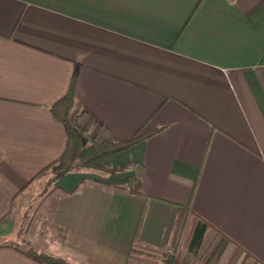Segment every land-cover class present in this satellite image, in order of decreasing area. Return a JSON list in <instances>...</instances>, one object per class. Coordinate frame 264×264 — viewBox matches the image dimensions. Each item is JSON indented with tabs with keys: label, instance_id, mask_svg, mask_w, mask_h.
I'll return each instance as SVG.
<instances>
[{
	"label": "crops",
	"instance_id": "obj_1",
	"mask_svg": "<svg viewBox=\"0 0 264 264\" xmlns=\"http://www.w3.org/2000/svg\"><path fill=\"white\" fill-rule=\"evenodd\" d=\"M74 77L86 144L154 134L107 159L122 172L55 183L38 213L68 235L40 253L163 264L191 205L211 225L201 249L221 232L264 264V0H0V264H39L15 240L65 151L51 108Z\"/></svg>",
	"mask_w": 264,
	"mask_h": 264
},
{
	"label": "trees",
	"instance_id": "obj_2",
	"mask_svg": "<svg viewBox=\"0 0 264 264\" xmlns=\"http://www.w3.org/2000/svg\"><path fill=\"white\" fill-rule=\"evenodd\" d=\"M75 90L76 78L74 77L67 94L51 108L53 116L63 124L66 130L67 145L65 151L57 161L45 167L33 180L50 169H53L55 180H59L67 174L81 169L104 171L106 167L103 164L107 158L128 151L141 140L154 134L153 132L149 134L137 133L132 139L127 141L114 142L107 139L102 142L93 141L90 144H86L82 137L83 127L76 120V113L79 105L76 102ZM110 172L113 173L115 170ZM121 189L131 194L142 195V186L138 178L129 179L127 184L122 186ZM146 210L145 206L139 221L135 239L137 242L138 233L144 220ZM177 212L172 247L174 252L179 250L184 237L183 234L189 225L190 233L186 240L185 254L182 256H178V254L167 255L163 260V264H190V260L199 254L205 233L211 228L209 223L191 209V205H177ZM51 224L58 230L59 241L63 243L68 235L67 227L54 221H52ZM21 251L39 264H72L63 258H57L47 254H38L32 251H25L24 249H21ZM226 251L230 253L228 264H238L239 262L246 263L252 260L251 255L242 247L233 244L229 238L219 232L216 239L206 251L202 261L205 264H210L212 261L216 260V258L221 257Z\"/></svg>",
	"mask_w": 264,
	"mask_h": 264
},
{
	"label": "rangeland",
	"instance_id": "obj_3",
	"mask_svg": "<svg viewBox=\"0 0 264 264\" xmlns=\"http://www.w3.org/2000/svg\"><path fill=\"white\" fill-rule=\"evenodd\" d=\"M77 113H76V120L79 122V120L77 119ZM107 159L104 161L103 164L106 167V170L104 171L94 170V169H81L77 171H84L96 177H105L107 174H116L118 172H122L125 170V167H117L111 164H107ZM112 170H115V172L111 173L110 171ZM57 181L58 180H55V174L53 172V169L47 170L41 176L35 179V182L33 184L34 185L33 193L30 194L32 195V198L31 196L27 198L23 205L24 206L23 208L25 209L22 211L23 216H22L21 224H19L18 233H17L18 236L17 239L15 240V242L20 247V249H24L25 251H32L38 254H45L39 252V250L43 248L44 245L42 244L44 242L45 243L51 242L53 239H55L56 241L61 243L59 241L58 230H56L51 224L52 220L47 219L46 217H43L38 213L39 205L41 204V202H43L44 198L50 192H52L54 185ZM189 233H190V227L188 225L187 229L183 234L184 237L182 239L181 247L179 248V250L177 252H174L172 247L171 253L170 252L166 254L164 253V255L167 256V255L178 254V256H182L183 254H185L186 240L188 238ZM208 248L200 249L199 254L190 260V264H205L202 260ZM229 257H230V253L229 251H226L221 257L216 258V260L212 261L210 264H228ZM153 261L154 260H150L148 261V263H140L138 261H135L134 264H154ZM238 264H249V262L246 263L239 262Z\"/></svg>",
	"mask_w": 264,
	"mask_h": 264
}]
</instances>
